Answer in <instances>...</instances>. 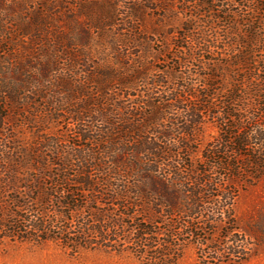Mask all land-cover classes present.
Listing matches in <instances>:
<instances>
[{
	"label": "trees",
	"instance_id": "obj_1",
	"mask_svg": "<svg viewBox=\"0 0 264 264\" xmlns=\"http://www.w3.org/2000/svg\"><path fill=\"white\" fill-rule=\"evenodd\" d=\"M250 33L242 50L231 56L246 69L254 62L258 46L264 45L258 42L255 29ZM55 71L54 64L39 61L31 66L21 61L0 72V135L8 118L2 112H17L13 115L20 117L29 108H39L34 98L51 92L47 109L41 111L54 122L56 116L68 115L77 125L79 142L102 149L65 152L52 138L39 136L26 145L6 137L0 144V244L53 241L73 251L96 246L129 248L138 258L155 264H175V248L192 244L198 264H229L249 256L248 236L257 244L264 242V218L242 230L233 211L236 192L232 186L264 176V107L251 104L252 113L245 121L246 109L235 105L249 104L236 95L245 90L237 85L230 89L221 111V138L206 146L203 162L194 167L188 144L198 133L201 117L212 109V95H195L185 88L183 93L198 103L181 112L184 123L179 129L178 116L167 118L161 105L151 113L143 107L133 113L116 102L117 90L126 91L139 72L118 83L112 81L116 77L111 71L106 72L101 77L114 85L97 81V87L91 85L94 80L87 79L85 85L53 77ZM256 93V100H262L264 91L256 89ZM166 122L176 127V139L183 134L187 145L162 141L170 134L163 129ZM243 152L248 154L239 161ZM97 155L103 160L95 159Z\"/></svg>",
	"mask_w": 264,
	"mask_h": 264
},
{
	"label": "rangeland",
	"instance_id": "obj_2",
	"mask_svg": "<svg viewBox=\"0 0 264 264\" xmlns=\"http://www.w3.org/2000/svg\"><path fill=\"white\" fill-rule=\"evenodd\" d=\"M201 3L207 6H199ZM254 29L260 38L258 42L264 43V0H0V72L21 61L31 66L40 61L48 66L56 65L53 77L76 79L85 85L89 83L87 79L94 80L91 85L97 87L100 81L114 85L101 77L106 72L111 71L116 77L112 81L117 83L139 72L126 91L117 90L116 102L133 109V113L140 111V107L151 113L154 106L161 105L162 111L168 113L167 118L178 116L179 129L184 123L181 112L198 103L183 93L185 88L195 95H212V109L209 115L201 117L198 133L188 144L192 151L189 162L197 167L203 162L201 154L206 146L221 138V111L230 89L237 85L245 90L236 95L249 106L235 104L237 109H246L245 121L252 113L251 104L264 107V96L262 100L255 98L256 89L264 91V45L258 46L248 69L231 59L242 50ZM49 95L51 92L45 98H34L39 108H29L20 117L13 115L17 112H2L3 116L8 113V118L0 144L13 136L30 145L41 136L57 141L61 151H100L101 146L79 142V130L71 117L63 113L54 116L57 119L54 122L41 111L47 109ZM174 98L180 102L175 104ZM174 105H179V109ZM163 129L170 133L163 142L179 147L187 145L183 134L176 139L177 129L172 123L166 122ZM72 143L85 148H71ZM246 154L238 156L239 161ZM103 157L97 155L95 159L103 160ZM232 187L236 192L233 211L239 227L247 230L251 221L260 223L264 218V176ZM73 231H77L74 226ZM248 238L245 247L249 256L245 261L229 264H264V242L257 244L253 237ZM175 249L178 250L175 264H198L194 245ZM0 264L155 263L138 258L129 248L114 250L96 246L73 251L53 241H4L0 244Z\"/></svg>",
	"mask_w": 264,
	"mask_h": 264
}]
</instances>
